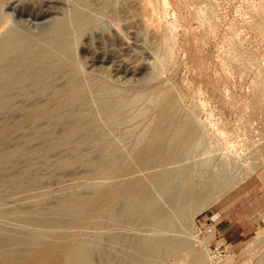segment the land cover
<instances>
[{"label": "rangeland", "instance_id": "rangeland-1", "mask_svg": "<svg viewBox=\"0 0 264 264\" xmlns=\"http://www.w3.org/2000/svg\"><path fill=\"white\" fill-rule=\"evenodd\" d=\"M114 1L116 2V4L114 2L112 3V0L109 1L110 4L108 3V5L112 4V6H109L108 9H110L111 7L117 9L120 6L121 0ZM130 1L131 0H128V4L130 6H127L128 8H126L127 11L123 15L124 17L121 16L122 19H116L117 21H115H119L118 23L114 21L111 24L109 23V21H112V19L115 18L111 15L107 7L101 9L97 4L95 5L96 2H94V0L93 2L92 0H0V15L2 16H0V22L2 24L4 23V21L8 20L4 23V26L3 24H0V28L2 29H0L1 32L4 31L5 27H7L5 29L7 30L9 26H13L15 29L17 27V30L20 29V32L24 35H35L37 33L39 34L40 32L39 38H43L45 36L50 37V34H52L48 31L50 28L45 27V25L47 26V22L51 18H53V16L56 18H61L63 17L64 12H69V10L73 9L74 6L77 7V10H83L89 15L91 14L90 18L93 19L92 21H94L95 19L97 21L95 20V22H93L92 24L94 29L91 28V31L89 29L90 32L87 30L88 33H86L89 35L83 33L82 35L78 36L77 33H72V36H74V38L76 37V35L77 37H79V39L76 38V40H74L75 43L73 44L74 46H72V49L74 50V47L76 48L75 52L73 50L72 51L75 53H73L74 58L76 57L75 59H77L79 62H81V65H83L82 68L84 69H82V72H85L86 75L83 74L85 78H87L86 76L90 75L91 73L92 77L98 75L99 77L104 78L105 76L101 75L103 73L100 72L101 68L98 63V58L102 53V41H104L105 45H108L106 46L107 50L113 52L117 56L118 62L120 64H123L120 77L115 78L110 75L104 78V83L106 84L105 87L109 89L110 94L107 91L108 89L104 91L106 94L101 93L94 95V93L90 92L88 93V95L86 96L87 98L84 101V103L86 104H83L79 107V109L81 108V110H83L84 107L87 108H85L86 111L83 110V112H80L81 110H79V113L81 115L85 116L87 114H92L93 117L97 119H94L96 121L95 128L97 129L91 130V133L95 135L97 134V137L93 142H89L90 144L88 143L86 146L81 145L79 148L80 150L77 149L76 152H74L72 149L74 141L71 140V144H65L66 147L65 145H60L50 150L48 155L46 154L47 160L44 159L45 154H40L43 152L42 149L47 144L54 142L59 136V128L58 131H56L57 127L50 124L48 125L46 119L44 118H40L31 124H28L27 122L24 123L25 125L23 124V129L21 128L19 131H17L19 134L14 132L15 134L12 133L10 135V138L13 139L2 141V143L4 142V144H0V152L2 151L1 153L6 151L4 153L5 155L8 154L9 151H15L13 152V154L9 153L10 156L8 159L11 161V164L14 163L12 165L11 171H16L17 169V172L21 175L22 172L20 171H25L29 165H32L36 168L35 173L39 172L37 174H39V176L41 177L40 182L42 183L40 184L39 182V184L35 186L27 187L26 181H28V176L22 174L24 177H22L20 181L23 180L25 182H23L21 186H18L11 193L3 192V190L1 189H4V186H0V191H2L3 195H10L0 201V209L18 207V205H26L30 201L29 198L33 195H39L43 193L58 195L59 191L61 192V189H63L62 191L64 192H68V189H71L69 190L71 193L73 188H76V190H73L72 192H77V187H79L81 182L82 187L80 185L79 188L81 190L83 189L82 191L84 192L87 190V193L90 192V189H98L101 184L106 183V181L108 182V180H106L99 173L88 174L90 171L89 168H91V163L85 162L82 157L86 154H91L93 156L91 157V160L93 161V163H96L102 160V157L104 160V157H107L108 154H111L113 152V154H118L120 152V156H115L114 159H122L125 157V154L130 151V147H132L133 149L138 148L142 143L141 137L149 130L150 126L153 124L152 120H154L157 112L156 106L147 97H149L150 93H152L154 89L166 88V92L169 93V95H174L175 98L178 99V101L176 100L178 103L176 102L175 116L177 120V128L179 130H183L187 119V113L188 116L194 118V120L196 119L195 125L192 123L191 127L193 129H195L196 127L198 133L200 130L202 134L195 139L196 142L194 141L191 147L187 150L190 151L192 147L197 144L196 149L194 146V151L192 150V152H187L188 154H186L187 156L189 155L188 157L185 156L186 154L183 152V155L181 156L178 163H175L173 165H163L160 167L153 166L154 168L151 167L152 169L148 168L147 170L140 169L139 167L135 168L132 176L146 177L145 179L149 183L154 196V203L150 208V217L148 216L149 220L147 222H142L136 219L130 222L127 221V223L125 224L120 222L122 219L120 218V216H117L113 220H106L103 225L104 229L90 227L87 229V233L89 230V232H91L89 233V235L94 236V234L98 233L99 231L107 230L109 233L117 232L127 236L128 238L131 237L134 238V240H138L139 243L138 245L136 244L135 249H133L132 247H124L119 253L118 258L122 262L126 263L190 264L191 257L189 254H187V251L185 249H181L176 253L167 249V242L173 238L184 240L188 245L190 244L189 247L191 246V248L204 256L205 260H208L205 252L206 249H204L203 246H206L208 244L207 242L210 241V238L208 236H206L207 238L201 236L199 232L200 228L204 224L203 222L205 221L207 214L215 207L217 203H219L223 198L232 197V207H234L235 211L244 212L245 214H250L256 217L258 228L251 237L241 243L230 244L227 242V253L224 258H222V264H264V0H154L155 4L158 5V7H156L157 16L158 19H160L157 20L156 23L152 22L146 25L142 23V18H144L142 12H140L142 15H138L140 6L141 4H144V0H136L135 4H132ZM85 7L89 10L85 9ZM196 9H198L199 11H197ZM95 10H97L101 14L99 13V15H97L98 12ZM163 11L165 12V14ZM170 11L171 13H169ZM49 12H51V16L46 17L45 15L50 14ZM59 13H61V15ZM40 14H43L44 18L42 17V15L40 16ZM93 14L100 17V20L97 19L98 17L93 16ZM105 14L106 17H104ZM168 14H170V17L168 16ZM125 15H128L130 17L128 18V16L126 17ZM3 16H5L6 19H4ZM173 18L174 22H172ZM101 21L103 26L104 24L106 26L105 28L101 26L103 27V30L102 28L100 30V27L98 28V22H100L101 24ZM175 21H177V24L175 23ZM113 23L115 24V27L117 26L116 29H114L115 27ZM157 23H159V25ZM171 25L174 29L172 27H169ZM2 26L4 28H2ZM149 26H151L152 28L150 27V29ZM13 27H11L10 29H14ZM153 28L156 30H154ZM166 28L168 29V31ZM46 31H48L49 33ZM170 31L172 32L170 33ZM97 32L99 34H97ZM161 33L166 34V37H168L167 41H169L171 39L170 37H172L171 42H169L170 44L172 43L171 45H173V47L168 42L170 52H172L170 53V55L172 54V57L170 56L168 64H166L167 67H164L163 69L165 72H160L161 75H159L157 70L158 64H156L154 67L152 65V62L150 61H153V64H155L154 62L156 61V59L154 58L156 57H154V55L152 54L154 53L152 49L153 47L156 48L159 45L157 44L158 42H161V37H159V34ZM143 36L145 37L144 39ZM98 37H100L101 39ZM106 39H109V41H107ZM148 49L151 51L149 52ZM150 54L153 55L151 56L154 60L150 57ZM136 59L138 61H136ZM152 68L155 69V72L153 69V73L150 72L152 71ZM127 73L129 75H127ZM123 74H126V78ZM84 77L83 80L85 79ZM124 78L126 79V81ZM115 79H118V81L120 82H118V84L115 83ZM61 80L62 78L59 77V84ZM259 81L262 83H260ZM107 85L109 87H107ZM112 85L115 86L113 87ZM29 86L30 85L26 86L27 88L22 91V94L21 92H19L20 94H16L18 97L14 96V98H12V101L10 102L12 103V105L9 103V106L7 105L6 108L0 110V122L4 121V119L6 117L8 118L9 116V120L15 119L13 117H17V114L19 117L22 114L21 111L23 108L31 106L33 104L42 102L44 104L48 103V105H51L49 104L52 102L51 98H49L51 95L46 94L49 93L50 89L45 90L43 92L44 94L41 93L40 95L33 92V87L30 86L29 88ZM130 86L133 89L127 88ZM115 87L117 89H114ZM110 89L114 90L113 94H111L112 90ZM141 89H144V92L143 90L141 91ZM134 92H136V97L138 96L137 92L142 97H137L136 101H133L132 97ZM42 95H44V97H41ZM104 97H106V100H104ZM47 98L50 100H48ZM112 98L115 99L114 102H112ZM118 98L119 101H122L125 98L124 100L127 103V100H130L129 98H131V100L129 101L130 103L128 104L129 106H127V103L124 101L126 103H124L126 107H124V109L123 107H121L118 111L115 105H113L114 103H117L116 99L118 100ZM110 100L112 101L110 102ZM143 100H146V102H142ZM103 101L107 102L104 103ZM132 101L135 103H132ZM32 102L33 104H31ZM109 102L112 103V107H114L108 108L107 112L102 113L101 110L106 107L103 105L108 104L107 107H109V105H111ZM140 103H143V105H141ZM201 104L202 106H200ZM135 107L137 110L135 109ZM196 108L198 109L196 110ZM99 109L101 110L99 111ZM116 109L118 112L115 113ZM13 110L15 111L16 115H14V113L12 114V112H14ZM92 110L94 111V113L92 112ZM125 110L127 113L129 112V110H131L133 114L131 112L126 114V112H123ZM133 110L138 111L139 114L136 111L134 113ZM107 113L108 116L106 117L105 115ZM10 114H12L13 116L11 117ZM117 114L119 115L118 117ZM159 114L160 113H158V115ZM112 116L113 119H110L112 118ZM164 116L160 115L157 116V118L159 119L161 117L159 119L161 121L162 119L166 118V115ZM146 117L151 122H149V120L147 121ZM204 118L207 119L205 120ZM210 118L212 122L210 121L209 123ZM122 119L124 120L122 121ZM119 121H121V123ZM201 121L202 123L207 121L208 128L205 131V134H208L207 137H205L206 135L199 127L202 124ZM198 123L201 124L199 125ZM221 124L225 127H223ZM34 125L36 128H34ZM42 128L45 132H41ZM49 128L50 131L47 130ZM209 128L211 130H209ZM214 130L217 132H214ZM29 131L33 133L30 132V134ZM39 131L41 133L44 132L45 134H40L38 133ZM54 131H56V133ZM135 132L138 133L136 134ZM139 132L141 133V136H138V134L140 135ZM27 133L29 134V137ZM13 134L15 135L14 137ZM102 134L103 137H101ZM209 134L212 136L211 139H208L210 136ZM223 134L225 135L224 137H222ZM34 135L37 137L31 139V137H33ZM123 135L125 136V138L126 136L128 138L123 140ZM219 136H221V138ZM226 136L229 138H227ZM215 137H218L219 140H217V138ZM27 138H30L27 144L28 147L30 148L32 146L30 149H32L33 151L34 149H38L39 151L37 150V152H33L32 154H30L27 151L18 150V148L24 146ZM45 138L47 141H44ZM76 138L77 137H75V141ZM201 138H203V140H201ZM220 139L223 142H221ZM39 140H42L43 142H40ZM131 141L134 143L135 148L134 145L131 146V144H133L130 143ZM137 141L138 144L135 143ZM218 141H220V143H224V147ZM224 141H226V143ZM104 142H107L108 144ZM212 142L215 146L217 143L216 147H218V149L221 145L222 148H220L222 150L219 149V151H216L217 149L212 144ZM228 142L230 145L231 142H235V144L228 146ZM30 143L33 145H29ZM44 144L46 145L44 146ZM209 144L214 147L209 148ZM90 145L93 147H91ZM95 147H97L96 149L98 151L95 149ZM99 147L102 148L99 149ZM223 148L227 149L226 154L230 150V152L226 156L233 154L232 156L234 157V160L231 156H228L226 158L224 155H222L225 153V149L223 150ZM117 149L118 151H116ZM231 149L234 150L233 153L231 152ZM22 153L25 154L20 155ZM17 154H19L20 156ZM38 154H40L41 156ZM13 156L15 159L13 158ZM29 157L32 158L30 159ZM208 157V160L210 161L209 163L207 161ZM229 157H231L234 166L232 164H229L232 166H230V168L228 169L225 162L231 160H226ZM68 158L73 160L76 159V162L74 163L75 165L70 168H64L58 165L60 159ZM204 160H206L207 163H203ZM219 160L224 161H222L223 163H221L223 164V168H221ZM198 165L202 166L198 167ZM229 165L227 166L229 167ZM224 166L227 168V170ZM87 169L88 171H86ZM160 170H168L166 171V173L168 172L167 175L169 174L168 177L170 178V180L174 178L172 181H170L167 177V185L165 188H163L164 190H160L154 182L150 181L151 179L149 177L153 172L156 173L158 171V173H160ZM196 170H199L200 173L198 171L195 172ZM228 171H231V173ZM176 173L177 175L175 176ZM222 174L224 176H231L235 178L244 176L245 178L241 183L234 186L225 195L218 199V201H216L206 209L198 212L195 215V218H193L194 221L191 222L188 216V211L190 212L192 203L199 198L208 196L207 193L210 194L213 188H218L220 184H224L225 178L223 179ZM199 175L201 177L198 178ZM219 175H221V179L219 178ZM214 177L219 179H214ZM85 180L91 181L88 184V181ZM168 180L171 183H169ZM94 183H96L98 186ZM87 184L91 185L87 187ZM92 184L95 187H92ZM195 184L198 188L194 186ZM83 185H85L84 188ZM189 189L191 190L192 195L189 194ZM235 191L238 193V195H228ZM188 194L192 196L191 202L186 204V207H183V210L179 211L177 208L181 205L180 203H183L184 199L189 196ZM52 200L53 198L51 199V201ZM135 209L136 206H134L133 211ZM135 213H138V211L135 210ZM6 221L8 222H5V219L3 218V220H0V223H4L5 225L7 223L9 227L13 226L8 224L10 220L6 219ZM14 223L16 222L11 221L10 224ZM140 238L141 240H139ZM146 240L157 241V246L152 253L143 257L142 250L139 249L140 251H138V247L141 246L142 243ZM159 240L161 242H159ZM255 240L256 243H253L255 242ZM140 255L142 256V258L140 257V261L138 263L137 260L139 259L137 258Z\"/></svg>", "mask_w": 264, "mask_h": 264}, {"label": "bare ground", "instance_id": "bare-ground-1", "mask_svg": "<svg viewBox=\"0 0 264 264\" xmlns=\"http://www.w3.org/2000/svg\"><path fill=\"white\" fill-rule=\"evenodd\" d=\"M109 1L110 0H94V2H96L95 5L97 4L101 9L104 7H107V9H108L109 6H112V4L108 5ZM121 1H120L121 4L117 9H114L112 7L110 9H108L110 11L111 15L115 18V19H112V21L108 20L109 23H111V24L116 19L121 18V16L124 17L123 15L127 11V9H126V8H128L127 6H130L128 4V0H123L122 2ZM155 1L154 0H144V4H141V6H140V11H139L138 15L140 16V14H141L140 12H142V14L144 16V18H142V23L145 25L152 23V22L156 23L157 20L160 19V18L158 19V16H157V8L156 7H158V5L155 4ZM92 2H93V0H92ZM113 2L116 4V2L114 0H112V3ZM130 2L132 4H135L136 0H131ZM163 8H165V7H163ZM85 9H88V8L85 7ZM165 10H167V9H165ZM196 10L199 11L198 9H196ZM95 11H97V10H95ZM171 11L169 13H171ZM88 12H90V11H88ZM204 12H205V10H204ZM207 12H208V9H207ZM49 13L50 14H47V15H45L46 14L45 13L44 15L46 17L51 16V12H49ZM61 13H62V11H61ZM61 13H59V14L61 15ZM99 13L100 12H98L97 15H99ZM164 14H165V12H164ZM41 15L43 17V14H40V16ZM200 15H201V12H200ZM90 16H91V14L89 15L88 13L84 12L83 10L82 11L77 10V7L74 6V8L69 10V12H66V13L64 12L63 17L56 18L53 16V18H51L47 22L48 24L46 23L47 26L45 25V27L50 28L48 31L51 32L52 34H50V37H47L44 35L45 37H43V38H39L40 32H39V34L37 33L35 35H24L23 33L20 32L19 28H18L19 30H17V27L15 29L13 26H11V27H13L14 29H10L11 27L9 26L10 28L8 27V29L5 30L7 27L4 28L3 26H4V23L7 22L8 20L4 21V23H2L3 24L2 28H4V31H2V32L0 31L1 32V34H0V110L6 108L7 105L12 101V98H14V96H17L16 94H18L19 92H21V94H22L23 93L22 91L25 90V88H27L26 87L27 85L32 86L33 92H35L36 94H40V95L45 90L50 89L49 93H46V94L51 95L49 98H51L52 102L50 101L51 103H49V104H51V105H48V103L44 104L42 102L37 103V104H33V102H34L33 101L31 103L33 105L25 107V108L21 107L23 109L21 111L22 114L20 113L21 115L19 117H18V114L16 115V113L14 111L15 109H14L13 110L14 112H12V114L14 113V115L17 116V117H15V116L13 117L15 119L9 120L10 116L8 115L9 117L8 118L6 117L7 120L5 118L4 121L0 122V142H1L0 144H4V142L2 143V141H8L9 139H13V138H10V135L14 132L18 133L17 131H19L22 127H24V125H25L24 123L27 122L28 124L29 123L31 124L40 118L46 119L48 125L50 124V125L56 126L57 127L56 131H58V128H59L58 138L50 144H47V145L44 144V146L46 145L45 147L42 145L44 148L43 149L41 148L43 150V152L40 154L41 155L43 153L45 154L44 159H46L50 150H52L53 148L58 147L60 145L68 144L71 142V140L74 141L73 142L74 144L72 145V149L74 152H76V150L79 149L81 145L86 146L89 142H93L95 140V138L97 137L96 136L97 134L95 135V134L91 133V130L97 129V128H95L96 127V121L95 120H97V119H95L92 114H87L85 116L81 115L79 113V110H81V108L79 109V107L82 106L83 104H86V103H84V101L86 100V98H87L86 96L90 92L94 93V95L95 94H101V93L106 94L104 91H106L108 88L105 87L106 84L104 83L105 82L104 78L108 77L110 75H112L115 78L120 77V75L122 73V68H123L122 65L123 64H120L118 62L117 56L113 52L107 50L106 46H108V45H105L104 41H102V47L100 46L102 49V53H101L100 57L98 58V60H99L98 63H99L100 68H101L100 72L103 73L101 75H105V76H104V78H101L98 75H96V76L99 78H97L96 76L92 77L91 76L92 73H91L90 75L86 76L87 78L84 77L83 74H85V72L84 73L82 72L83 71L82 69H84V68H82L83 65H81V62H79L77 59H75L76 57L74 58L73 53L75 52L76 47H74V50H73L72 46H74L73 45L75 43L74 40H76V38L79 39V37H77V35L80 36L83 33H86L87 30L89 31V29L91 31V28L94 29L92 24H93V22H95L96 19L94 21H92L93 19H91ZM93 16L98 17L95 14H93ZM168 16L170 17V14H168ZM3 17H4V19H6L5 16H3ZM95 17H93V18H95ZM104 17H106V14ZM129 17L130 16H128V18ZM171 17H172V15H171ZM97 19L100 20V17H98ZM118 22H116V23H118ZM172 22H174V18H173ZM176 22L177 21H175V23ZM98 23H99L98 28L100 27L99 28L100 30H101V28L103 30V27L104 28L106 27L105 24L103 26L102 21H101V24H100V22H98ZM167 23H168V21H167ZM0 24H1V22H0ZM157 24L159 25V23H157ZM165 25H167V24H165ZM101 26H103V27H101ZM161 26H162V24H161ZM114 27H115V24H114ZM116 27L114 29H116ZM150 27L151 26H149V28ZM169 27H172V25ZM117 30H118V28H117ZM154 30H156V29H154ZM163 30H164V28H163ZM48 31H46V32H48ZM167 31H168V29H167ZM98 32H97V34L100 33V32L99 33ZM171 32L172 31H170V33ZM72 33H77L75 38H74V36H72ZM152 33H153V31H152ZM165 33L159 34V37H161L160 38L161 42L157 43L159 45L156 48H154V47H153V49L149 48V49H152V51L154 52L152 54L154 55V57H156L154 59H156V61H157V62L156 61L154 62L155 64H153V61H150V62H152V65L154 67L156 64H158L157 70H158L159 75H161L160 72L164 71L163 70L164 67H167L166 64H168L169 58L172 55V54L170 55V53H172V52H170V48L168 46V42L169 41L171 42L172 37H170L171 39L170 40L168 39L169 41H167L168 37H166ZM87 35H89V34H87ZM94 37H96V36H94ZM159 37H157V38H159ZM98 38H100V37H98ZM144 38L145 37L143 36V39ZM107 41H109V39ZM97 42H98V40H97ZM170 42H169V44H170ZM149 45H150V43H149ZM109 46H110V44H109ZM171 46L173 47V45H171ZM86 47H88V46H86ZM150 51L151 50H149V52ZM152 54H150L151 58L153 56ZM136 61H138V60L136 59ZM153 69L154 68H152V71H150V72L153 73ZM127 70H129V69H127ZM154 72H155V69H154ZM96 73H99V72H96ZM155 74H157V73H155ZM127 75H129V74L127 73ZM162 75H163V73H162ZM59 77L62 78L60 84L58 81ZM83 77L86 80L85 79L83 80ZM125 78H126V76H125ZM114 81L117 84H118V82H120V81H118V79H115ZM125 81H126V79H125ZM260 81H262V80H260ZM123 82H124V80H123ZM260 83H262V82H260ZM30 86H29V88H30ZM107 87H109V86L107 85ZM127 88H131V86L127 87ZM112 89H110V90H112ZM114 89H117V88L115 87ZM131 89H133V88H131ZM142 90L144 92V89H141V91ZM261 90H262V88H261ZM107 91L109 92V89ZM113 91L114 90L111 91L112 92L111 94H113ZM141 91H138V92H141ZM259 91H260V89H259ZM115 92H117V91H115ZM138 92H137V94H138L137 97H140L141 95H139ZM168 92H169V90H168ZM104 94H102V95H104ZM109 94H110V92H109ZM117 95H119V94H117ZM131 95H132V93H131ZM91 96H93V95H91ZM91 96H89V97H91ZM41 97H44V95H42ZM110 97H112V96H110ZM133 97H132L133 101H136V98H137L136 92H134ZM104 98H105L104 100H106V97H104ZM147 98L154 103V105L157 108V112H156L154 120H152L153 124L150 126L149 130L146 133H144V135L141 137L142 143L138 148H135L134 143L131 141L130 143H133V144H131V146L134 145L135 149L130 147V151L127 154H125V157L122 159H117V158L114 159L115 156H120L119 155L120 152L118 154H113L114 152L113 153L109 152L111 154H108L107 157H104V160L102 157L101 158L102 160H100V161L98 160L99 162H96V163H93V161L91 160V157H93L91 154H86L82 157V159L85 162L91 163V165H90L91 168H89L90 171L88 174L99 173L106 180H108V182L106 181V183L101 184V186H99L98 189L92 188V187H95L92 184L93 185L91 187L92 189H90V192L87 193L86 189H85L86 191L84 192V191H82L83 189L81 190L79 188L80 185L82 184V182L80 181L81 184L80 185L78 184L79 187H77V190H78L77 192H72L73 190L75 191L76 188L75 189L73 188L71 193L69 191L71 189H68V192H69L68 193V192L62 191L63 189L60 188L61 192L59 191L58 195H50L49 193L33 195L29 198L30 201L26 205H20V206L18 205V207L0 209V218H2L0 220H3V218H4L5 222H8V221H6V219H8V220H10L8 224L13 225L12 227H9L7 225V223H6V225L4 223H0V264H132V263L122 262L118 257H119V253L122 251V249L124 247H132L133 249H135L136 244L138 245V243H139L138 240H134V238H131V237L128 238L127 236L122 235V234L117 233V232L109 233L107 230H102V229H104V226H103L104 223L106 222V220H108V219L113 220L117 216H120V218L122 219L120 222L125 223V224L127 223V221L130 222V221L136 220V219L139 221H142V222H147L149 220L148 216L150 217V215H149L150 208H151L152 204L154 203L153 192L151 191L149 183L145 179L146 177L132 176L133 171L135 170L136 167H139L140 169H143V170H145V169L147 170L148 168H151L153 166L154 167L155 166L160 167L163 165L164 166L165 165H173L175 163H178L181 156L183 155L182 154L183 152L186 154L187 152L189 153V152H192V150L194 151L196 149L197 144L194 145L195 149H193V147H194L193 146L191 150L189 149L190 151L187 150L188 148L191 147V145L194 143V141L196 142L195 139L197 137L201 136V134H202L200 132V130L198 133V130L196 127H195V129H193L191 127L192 123L195 125L196 119L194 120V118L188 116L187 115L188 113L186 114V112H185V114L187 116V119L185 122V127L183 128V130H179L177 128V120H176L175 116H176V102L178 101V99H176L174 95H169V93L166 92V88L154 89L152 91V93H150L149 97H147ZM112 99H113V101L110 100V102L111 101L114 102L115 99L114 98H112ZM124 99L122 100L123 101L122 102V101H119V98H118V100L116 99L117 103L113 104L118 109V111H119V108H121V107H123V109H124V107H126V105L129 106L128 104L130 103L129 101L131 100V98H129L130 100H127L128 103ZM48 100H50V99H48ZM107 101H103V102L105 103ZM133 101H132V103H135ZM43 102H45V101H43ZM142 102H146V100H143ZM10 104L12 105V103H10ZM110 104L111 105H109V107H107L108 104L107 105L104 104L103 106H106V107L105 108L102 107L103 109L102 110L99 109V111L101 110L102 113L107 112L108 108L112 107V103H110ZM141 105H143V103ZM154 105H153V107H154ZM200 106H202V104ZM140 107H142V106H140ZM85 108L86 107H84V109L83 108L82 109L85 110ZM147 108H148V106H147ZM191 108H192V106H191ZM117 109L115 110V113L118 112ZM135 109H136V107H135ZM178 109H179V107H178ZM188 109H189V107H188ZM197 109L198 108H196V110ZM83 110H81L80 112H83ZM136 110H133L134 113ZM191 111H192V109H191ZM92 112L94 113L93 110H92ZM123 112H126V110ZM129 112H131V110H129ZM136 112H138V111H136ZM188 112H190V111H188ZM128 113L126 112V114H128ZM158 113H160V114L158 115ZM193 113H194V110H193ZM12 114H10L11 117L13 116ZM109 114H111V113H109ZM119 114H120V112H119ZM136 114H135V116H136ZM138 114H139V112H138ZM140 115H143V114H140ZM160 115H163V116L166 115V118L162 119L160 121L159 119L161 117L159 119L157 118V116H160ZM96 116H97V114H96ZM105 116L107 117L108 113ZM118 116L119 115L117 114V117ZM151 116H152V114H151ZM195 117H197V116H195ZM110 119H113V116ZM124 119H125V117H124ZM124 119H122V121ZM146 119H147V121L149 120L147 117H146ZM119 120H120V118H119ZM116 121H117V118H116ZM210 121H211V118L209 120V123H210ZM119 122L121 123V121H119ZM144 122H146V121H144ZM149 122H151V121L149 120ZM199 122H200V120H199ZM112 123H113V121H112ZM201 123H202V121H201ZM116 124H119V123H116ZM116 124H114V125H116ZM110 125H111V123H110ZM36 126H37V124H36ZM99 126H100V124H99ZM132 126H131V128H132ZM144 126H145V124H144ZM199 127L203 131V133L205 134V131L208 128L207 127V121L203 122ZM223 127H225V126H223ZM34 128H36L35 125H34ZM42 129H41V132L44 131V129L43 130ZM47 130L50 131V128ZM209 130H211V129L209 128ZM31 131H29V133ZM56 131H54V132L56 133ZM41 132L39 131L38 133L43 134L45 131L43 133H41ZM214 132H217V131L214 130ZM31 133H33V132H31ZM48 133H50V132H48ZM135 133L137 134L138 132H135ZM14 134H13V137L15 136ZM105 134H107V133H105ZM205 135L204 136L207 137L208 134L206 133ZM219 135H220V133H219ZM34 136L31 137V139L37 137V136H35V137ZM138 136H141V133H140V135L138 134ZM214 136H215V134H214ZM224 136L225 135L223 134L222 137H224ZM227 136H228V134H227ZM28 137H29V134H28ZM73 137H74V139H73ZM75 137H77L76 141H75ZM101 137H103V134ZM219 137L221 138V136H219ZM46 138H49V137H46ZM46 138L44 141H47ZM122 138H124L123 140H125L128 137L126 136V138H125V136L123 135ZM211 138H212V136L210 135L208 139H211ZM215 138H217V140H219L218 137H215ZM227 138H229V137H227ZM99 139H101V138H99ZM29 140H30V138H27V141H26V143H24V146H21V148H18V150L19 151H22V150L27 151L30 154H32L33 152H37L38 149L37 150L34 149V151H33L32 149H30L32 146L30 148L28 147L27 144H28ZM201 140H203V138H201ZM224 140H225V138H224ZM39 141L43 142L42 140H39ZM134 141H136V140H134ZM220 141H221V139H220ZM220 141H218V142L220 143ZM99 142H97V143H99ZM126 142H128V141H126ZM221 142H223V141H221ZM224 142L226 143V141H224ZM104 143H107V142H104ZM135 143L138 144V141ZM212 144H213V142H212ZM220 144L223 145L224 143H220ZM228 144H229V142H228ZM232 144H235V142L234 143L231 142V145ZM29 145H33V144L30 143ZM221 145L219 146L220 150H222ZM231 145L229 144L228 146H231ZM209 146H210L209 148L212 147L211 144H209ZM216 146H217V143H216ZM65 147H66V145H65ZM67 147H68V145H67ZM91 147H93V146H91ZM223 147H224V145H223ZM96 148L97 147H95V149ZM101 148L99 147V149H101ZM216 149H215L216 151H219L218 147H216ZM224 149H225V153L222 155H224L226 158L228 156H231L232 159L234 160V157L232 156L233 154L230 153L231 155L226 156L230 152V150L226 154L227 149L223 148V150ZM231 150H232L231 152L233 153L234 150L233 149H231ZM116 151H118V149ZM1 152H0V186H4V189H1V190H3V192L11 193L18 186H21L22 183L25 182L23 180L20 181V179L22 177H24L22 174H25L28 176L27 177L28 181H26L27 187L35 186V185L39 184L41 177L39 176V174H37L39 172L35 173V171H36L35 167H33L32 165H29L25 171H20V172H22V174L20 175L17 172V169H16V171L15 170L11 171L12 165L14 163L11 164V161L8 159L10 156L9 153L13 154V152H15V151L14 150L12 152L9 151V153L5 154V155H4V153L6 151L3 153H1ZM23 154H25V153H22L20 155H23ZM40 154H38V155H40ZM187 154L185 156H187ZM17 155H19V154H17ZM123 155H124V153H123ZM32 157H29V158L31 159ZM225 157H224V160H225ZM231 157H229L226 160L231 159ZM13 158H14V156H13ZM13 158H11V159H13ZM69 158L68 159H60V161L58 162V165L61 167H64V168H70L73 165H75L74 163L76 162L75 161L76 159L73 160V159H69ZM208 159H209V157L207 158V161L209 163L210 161ZM232 159L229 161H226V162L231 161L230 163L225 162V164H227V165L232 164L233 165ZM220 160H221V158H220ZM207 161L204 160L203 163H205V162L207 163ZM222 161H220L221 168H223V164H221V163L224 162V161L223 162ZM28 162H29V160H28ZM214 162H215V160H214ZM32 163H33V161H32ZM227 165H226V167L228 169L230 168V166H232V165H229V167H228ZM199 166L200 165H198V167ZM33 168H35V169H33ZM227 168H226V170H227ZM161 169H163V168H161ZM86 171H88V169ZM166 171H168V170H166ZM166 171L160 170L159 171L160 173H158V171L156 173L153 172L149 176L151 179L150 181L154 182L160 190L165 188L167 185V177L169 176V174L167 175L168 172L166 173ZM197 171L199 172V170H196L195 172H197ZM66 172H68V171H66ZM228 172L231 173V171H228ZM40 175H45V174H40ZM176 175H177V173L175 174V176ZM195 175H197V174H195ZM220 176L221 175H219V178L221 179ZM232 176H233V174H232ZM247 176H248V174H247ZM199 177H201V176L199 175L198 178ZM217 177H218V175H217ZM198 178H197V180H198ZM219 178L214 177V179H219ZM224 178H225L224 184H220L218 188H213L212 192L210 194L207 193L208 196H205L204 198H199L198 200H196L195 202L192 203L191 210H190V212L188 211V216H189L191 222L194 221L193 218H195V215L198 212L206 209L207 207H209L210 205H212L213 203L218 201V199H220L223 195H225L234 186L241 183L245 177L243 176V177H238V178L236 177L235 178V177L223 175V179ZM173 179L174 178H172V180ZM169 180H170V178H169ZM169 180H168V182H169ZM172 180H170V181H172ZM85 181H88V184H89L91 180H85ZM85 181H84V183H85ZM41 183L42 182H40V184ZM169 183H171V182H169ZM88 184H87V187H89L91 185V184L90 185H88ZM94 184H96V183H94ZM85 185H83V188ZM97 186H96V188H97ZM194 186H196V184ZM81 187H82V185H81ZM186 187H187V185H186ZM88 190H89V188H88ZM189 192H190L189 194L192 195L190 189H189ZM29 193H30V191H29ZM191 195L187 196L185 199L183 198L184 202L180 203L181 205L177 208L179 211L183 210L184 209L183 207H186V204L191 202V200H192ZM193 195H194V192H193ZM8 196H10V195H3L2 191H0V201L2 199H4L5 197H8ZM52 198H53V200L51 201ZM15 205H17V204H15ZM134 206H136L135 210H137L138 213H135V210L133 211ZM11 221L16 222V223L10 224ZM139 221H137V222H139ZM90 227L102 228L101 229L102 231H99L97 229L99 232L98 233L94 232L95 233L94 236H91V235H89V233H91V232H89V230L87 233V229ZM139 240H141V238ZM159 242H161V241L159 240ZM253 243H256V240ZM189 245L187 244V242H185L182 239L173 238L167 242L166 246H167L168 250L173 251L175 253L177 251H180L181 249L182 250L185 249L187 251V254H189L191 257L190 258L191 259L190 264H222L223 261L213 262L209 258V256L207 255L206 246H203V247H204V249H206L205 252H206V256H207L208 260H205L204 256H202L199 252H197L196 250L191 248V246L189 247ZM203 245H204V243H203ZM253 245H255V244H253ZM258 245H259V243H258ZM156 246H157V241L146 240L142 243L141 246H139L140 248L138 246L137 247H138V251H140L139 249L142 250L143 257H144L145 255L152 253ZM138 251H137V253H138ZM142 253H141V255H142ZM141 255L137 258V259H139V260H137L138 263L140 261V257L142 258Z\"/></svg>", "mask_w": 264, "mask_h": 264}, {"label": "crops", "instance_id": "crops-1", "mask_svg": "<svg viewBox=\"0 0 264 264\" xmlns=\"http://www.w3.org/2000/svg\"><path fill=\"white\" fill-rule=\"evenodd\" d=\"M228 195H238L235 191ZM232 197L223 198L207 214L221 239L226 243L237 244L251 237L258 228L257 218L244 212H236L232 207Z\"/></svg>", "mask_w": 264, "mask_h": 264}, {"label": "built area", "instance_id": "built-area-1", "mask_svg": "<svg viewBox=\"0 0 264 264\" xmlns=\"http://www.w3.org/2000/svg\"><path fill=\"white\" fill-rule=\"evenodd\" d=\"M203 223L199 232L201 236H208L210 238V241L206 245L207 255L213 262H220L227 253V244L221 239L211 220L205 219Z\"/></svg>", "mask_w": 264, "mask_h": 264}]
</instances>
